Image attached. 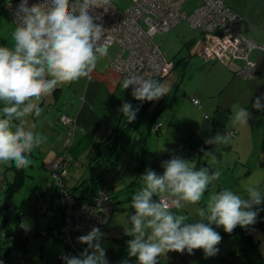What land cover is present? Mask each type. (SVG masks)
Instances as JSON below:
<instances>
[{"label": "clouds", "instance_id": "clouds-1", "mask_svg": "<svg viewBox=\"0 0 264 264\" xmlns=\"http://www.w3.org/2000/svg\"><path fill=\"white\" fill-rule=\"evenodd\" d=\"M99 7L100 0H42L31 6L28 0H20L15 11L19 23L11 32L12 47L0 46V165L14 164L17 170L31 165L30 155L46 137L16 122L33 114L39 116L42 98L60 84L90 77L99 56L107 55L99 45L104 29L95 22L98 17L91 14ZM130 85L133 98L141 102L159 100L168 91L159 82L142 76L125 77L123 89ZM261 99L264 95L256 98L254 109L262 108ZM139 110L129 102H123L119 109L127 123L136 120ZM249 117L250 113L240 108L231 120L233 125L246 124ZM205 143L226 145L229 137L217 134ZM205 156L215 159L213 152H205ZM162 167V175L146 169L141 176L142 187L132 197L134 215L129 217L131 229L126 231L132 238L127 241V249L128 257H136L137 264H158L157 258L169 251L193 255L194 250L202 249L205 258L215 256L222 236L212 225L222 226L228 234L237 226L247 230L264 210L257 207L264 196L255 185L246 187V195L225 188L204 201L209 186L221 177L219 170L211 174L207 169L196 170L177 156L162 162ZM202 201L205 207L196 209L201 219L195 222L170 210ZM103 236L98 227L79 236L78 242L87 248L78 256H63L65 264H109L101 244ZM122 264H128V260Z\"/></svg>", "mask_w": 264, "mask_h": 264}, {"label": "crops", "instance_id": "crops-1", "mask_svg": "<svg viewBox=\"0 0 264 264\" xmlns=\"http://www.w3.org/2000/svg\"><path fill=\"white\" fill-rule=\"evenodd\" d=\"M250 1L245 0L246 19H243V14L228 2L241 15L240 27H242V21L244 25V30L241 28L242 33L244 31L246 35L243 34L246 37L264 45V0ZM187 42H190L187 45L190 53L198 55L203 60L198 61V63L196 61L193 66H196V70L205 72L207 78L203 79L194 88L188 85L181 90V86H177V82L180 79L182 69L175 71L174 68L178 60L170 59L175 66L169 72L170 74L168 73L169 75L162 77L160 81V84L163 82V85L168 89L166 96L160 98L163 108L161 109L160 106L157 107L155 104L151 109V113L154 119V116L157 118L159 113L162 114L167 108L173 109V114H167L172 122H168L167 126L163 122L160 130H155L153 125V127H149L148 134H144L142 137V148L153 157L148 155L149 158L145 154L143 156L139 154L138 162L128 164L126 169L127 162L124 163L119 158L115 161L111 160L107 164V166L111 165V168L114 169L113 174L111 171L107 173L111 177L113 176L111 184L99 186L107 188L109 193H111L110 187L114 186L115 189L114 193H111L115 202L114 213L109 222L99 228L104 233L101 244L106 251L109 264H122L124 260H128V264H137L136 257H128L127 249V241L132 238L126 235V231L131 229L129 217L134 215L132 197L142 187V172L146 169H156L159 175H162L164 172L162 162L171 159L173 156L189 161L190 164L195 166L196 170L207 169L210 174L217 170L221 172L220 179L214 181L205 192L204 201L211 193L225 188L246 195L245 189L249 184L255 185L264 196V99L260 100L262 106L260 110L252 107L256 98L264 95V50L255 48L251 51L250 59L256 65V72L251 77H245L239 73L244 65L241 59L208 60L203 57L202 50L205 46V36L199 30ZM111 49L112 47L107 51L106 56H99L97 66L90 77L81 78L78 83L70 84V87L75 88V91L79 94L81 104L79 100H75L71 105V112L67 113L74 117L76 131L81 135H90L92 139L101 133V135H104L101 137H107L110 134L109 130L113 118L118 120V124H122L126 120L123 113L119 111L118 102L123 103L125 101L129 89L132 87L129 86L126 90L123 89V79L120 73L114 70L111 65L116 56L110 55L113 57H108ZM192 60V58H189L188 64ZM202 62H207V65ZM175 86L177 88L174 90ZM58 90H61V88H58ZM103 92L104 98H106V107L111 112L102 113L101 110L96 109ZM172 97L175 99L179 97L176 106L172 103L174 101ZM193 97L200 100V105H196L192 101ZM134 101L133 108H136V100L134 99ZM153 103L154 101L147 102L144 105V113ZM240 108H245L250 113L248 122L233 125L231 118ZM205 116L208 119H204ZM159 121L161 120L159 119L155 123ZM64 125L68 128L66 124ZM139 126L130 132L135 131ZM230 131L234 133L229 134ZM108 132L109 134H107ZM150 132L154 133L147 141ZM217 134L229 137V143L220 146L205 143L206 139L214 138ZM86 138L88 137L86 136ZM205 152H213L215 159L205 156ZM51 184L49 182L48 185ZM46 192L45 188L39 190L40 195ZM39 199L38 210L41 202V198ZM153 199L156 200L155 196ZM204 201L197 205L185 204L183 208H176L171 211L184 214L188 216L189 222H195L201 219L197 215L196 209L205 207ZM181 203L183 204V202ZM261 204H264V202ZM41 209L44 211V207H41ZM51 212L50 214L49 211L44 213L48 215V221H51L55 215H58L57 220H61L60 205L57 210ZM39 214L40 211H38ZM50 215L51 217H49ZM212 227L222 236L224 230L222 226L212 225ZM87 233L81 234L78 231L70 233V247L72 246V249L75 250V256H78L83 249L87 248L86 244L78 242L77 239ZM253 234L259 240L264 255V229H254ZM49 237L51 236H41V239L37 241L36 244L40 248L36 246V259L31 257L29 264H41V261L46 258L51 264H65L57 253H55V256L48 255L50 249L46 248L45 240ZM241 245L242 239L239 235L222 236L221 243L217 245L219 252L215 256L205 258L203 250L198 249L194 250L193 255H189L186 251L183 253L169 251L157 259L158 264H246L243 258L234 253ZM63 246L65 247V243ZM59 248L60 245H58ZM63 249L61 248L60 252Z\"/></svg>", "mask_w": 264, "mask_h": 264}, {"label": "rangeland", "instance_id": "rangeland-1", "mask_svg": "<svg viewBox=\"0 0 264 264\" xmlns=\"http://www.w3.org/2000/svg\"><path fill=\"white\" fill-rule=\"evenodd\" d=\"M9 1L10 0H0V46L12 47L11 32L15 28V25L5 11V5ZM113 1L121 10L124 11L129 9L132 5V0ZM227 1H229L236 8V10L240 11L243 14V19H246L245 0ZM201 2L202 0H186L184 3V9L189 14H191L201 4ZM241 23V28L242 30H244L243 21ZM196 32L197 30L193 28L189 22L184 20L176 27H172L169 31L157 34L155 36L156 41L161 45L162 50L166 54V57L169 60H178V63L175 62L177 63V65L174 70L176 71L178 69H182L181 76L179 77L180 79L177 82V86L180 85L181 90L183 87L188 85H191V88H194L199 85L203 81V79L207 78L205 76V72H203L202 70H196V66H193L196 61L198 63V61L203 60L198 55L191 54L189 47L186 44L187 41L191 40L196 35ZM243 33L245 34L244 31ZM111 47L112 49L108 54V57L110 58L114 55L116 56L120 51V46L118 44H114ZM189 58H192L193 60L188 64ZM202 63L204 65H207V62ZM78 81H80V79ZM78 81H74L72 83L76 84L78 83ZM70 84L71 83L60 84L51 93V95L42 98L39 103V106L42 109L39 116H35L33 114L23 118L19 122H16L25 125L26 130L43 135L44 137H46V140L40 147L34 149L29 157L32 163L28 168L24 169L26 175L24 176L23 184L12 198V206H14L15 208L13 209V207L10 206L4 211L8 219H5L4 217L0 218V237L4 236V233L9 230V227L15 226V215L17 213H20L23 219V225L30 229L27 253L31 255L32 259H36L35 248L36 246H38L36 243L39 239H41V235L35 233L37 229L45 231L48 226V215L44 214V211L45 213L49 211L50 214L52 213V210H57L60 205V188L58 186L57 180L52 178L51 176L50 167L54 160H61L64 147L70 139V130H68V128L63 124L61 115L69 114L67 112H71V105L75 100H79V103L81 104L79 94L77 93V91H75V88L73 89L70 87ZM161 84L163 85V82ZM177 86H175L174 90L177 88ZM58 88H61V90H58ZM132 90L133 88L129 89L128 95L124 102H129L133 105L135 101L131 94ZM174 90L173 94L175 93ZM172 99H174L172 103L176 106L179 101V97L178 99L172 97ZM155 104L157 107L160 106L161 109L163 108L161 99L154 101L153 105L150 108L146 109L144 119L142 120L139 128L133 132L128 133L126 130V133L122 138L123 144L113 156L114 160L119 158L124 163L127 162V164L125 165V169L128 167V164H134L138 162L139 154L141 156L145 154L146 156L150 155L151 157H153L142 148V137L144 134H148L149 127L153 119L151 109ZM118 105L119 107H122V103L118 102ZM0 107H2V105H0ZM96 109L99 111L101 110L102 113L106 111L111 112L106 107V98H104V92L101 96V99L97 103ZM173 112V109L171 110L170 108H167L164 112H162V114L159 113L156 122L160 119L165 123V126H167V120L169 119L167 114L171 115V113L173 114ZM117 125L118 120H116V118H113V123L110 127L109 132L111 133L112 130L115 131L114 128H116ZM109 132L107 134H109ZM153 133L154 132H150L147 137V141L149 140L148 138H151L153 136ZM101 134H97L98 137L96 136L94 139H92L90 135H81L75 129L73 133L72 148L70 151L73 162H70L71 164L69 166V176L64 181L67 188H73L77 183H79L82 177L88 176L96 180L98 186L111 184V179L113 176L111 177L107 173L111 171V173L113 174L114 169L111 168V165H108L109 167L107 166V157L102 156L99 158L94 156L93 154L91 156L92 149L94 148V142L102 140L101 136H104ZM86 136L88 138H86ZM105 176H107V178H105ZM13 178L14 168L11 166L0 165V195L2 194L1 188L4 187ZM89 181H84L79 187L75 189L77 194L80 195L82 193L81 189L84 188L89 196L92 195L93 190L89 186ZM49 182H52V184L48 185ZM81 186L83 187L81 188ZM41 188H45V191H47L46 193H42V196L40 194L38 195L37 193L39 192V190H41ZM114 191V186L110 187V192L112 194L114 193ZM2 198L3 196L1 195L0 199ZM39 198H41L38 210L40 211V214L35 218L34 215H32V205ZM41 207H44V211L41 209ZM50 236L51 237L45 240L46 248L50 249L48 255L55 256V253H57L60 256V250L61 248L63 249L64 242L57 237H53L52 235ZM12 243H14V240L5 242V245L9 246ZM58 245H60L59 249ZM38 248L40 247L38 246ZM20 252L21 250H19L17 247L12 249L10 252L11 260L19 261ZM41 264L51 263L46 258L44 261H41Z\"/></svg>", "mask_w": 264, "mask_h": 264}, {"label": "built area", "instance_id": "built-area-1", "mask_svg": "<svg viewBox=\"0 0 264 264\" xmlns=\"http://www.w3.org/2000/svg\"><path fill=\"white\" fill-rule=\"evenodd\" d=\"M186 0H132L127 10H121L113 0H100V7L92 11L98 17L96 23L102 25L104 35L99 45L107 51L114 44L120 46L112 62V67L120 73L122 79L130 76H142L144 79L156 81L167 75L175 66L166 57L161 45L156 41L157 34L169 31L172 27L186 20L205 36L202 55L208 60H243V68L239 71L245 77L256 72V65L250 59L255 48L263 49L264 45L243 35L240 27L241 15L227 0H202L194 12L189 14L184 9ZM42 0H28L29 6L41 3ZM20 0H10L5 11L15 24L19 18L15 11ZM133 88V86L130 85ZM196 105L200 100L193 97ZM61 120L70 130V139L64 147L61 160H54L51 172L61 189L63 208L62 235L70 247V233L79 231L87 233L93 227H102L110 219L113 210L112 196L106 188H99L91 199L78 200L64 188L63 178L71 162L75 119L69 114H62ZM162 125L158 123L156 129ZM230 131L229 134H233ZM158 175L159 172L155 169ZM158 201V198L156 199ZM170 209H175L172 207ZM61 255L72 256V250L65 248ZM63 260V259H62Z\"/></svg>", "mask_w": 264, "mask_h": 264}, {"label": "trees", "instance_id": "trees-1", "mask_svg": "<svg viewBox=\"0 0 264 264\" xmlns=\"http://www.w3.org/2000/svg\"><path fill=\"white\" fill-rule=\"evenodd\" d=\"M189 43L190 42H187L186 44L189 45ZM156 81L160 83L161 78L157 79ZM147 102L148 101L141 102V101L136 100L135 106L136 107L139 106V108H140L139 112L137 113L136 120L134 122L128 123V124H127V120H125L126 122L124 121L122 124H118L117 127L114 128L115 131L112 130L111 133L107 137H105V138L102 137L101 138L102 140L95 141L94 142V148L92 149V152H91V156H92V154L96 157H99V158L102 156H106L107 157V164L111 160L115 161L113 159V156L116 154V152L122 146V144H123L122 138L125 135L126 130L128 133L132 129L137 128L139 126V124L142 122V119L145 115V113H144V109H145L144 107L145 106L144 105H146ZM156 119H157L156 116H154V119L151 122L150 128L153 127V125H154L155 130H160V128L162 126L158 129H156V125H158V123H161V125H163V122L159 121L158 123H155ZM167 121L172 122V119H168ZM71 160H72V157H71ZM69 166H70V163H69ZM69 166L67 168V174L63 178L64 188L66 190H68L72 195L77 197L78 200L91 199L93 197V195L97 192V190L100 188L98 186L97 181L94 180L93 178L89 177V176L88 177H82V179L79 181V183L76 184V186H74L71 189L67 188L64 181L69 176ZM11 167L14 168V178L12 180H10L4 187L1 188V191H2L1 195L3 196V198L0 199V218L4 217L5 219H8V217L5 215L4 211L8 207L12 206V198H13L14 194L22 186L23 181H24V176L26 175L24 169L17 170L15 168L14 164ZM50 170H51V167H50ZM151 170H153V169H151ZM145 171L146 170H144L141 175H143L145 173ZM51 176H52V172H51ZM52 178H53V176H52ZM81 181H82V183L84 181H89V186L93 190L92 196L87 197L88 194L86 193L85 189L82 188L83 186H81V188H82L81 192L82 193L80 195L77 194L75 189L82 184ZM50 183H52V182H50ZM101 188H104V187H101ZM37 193H38V195L40 194L39 192H37ZM1 195H0V197H1ZM111 198H112L113 210L111 212L110 219H111L112 214L114 213V210H115V202H114L113 197H111ZM155 198L157 199L156 196H155ZM61 201L62 200H61V189H60V209L62 211L61 220L56 219L58 215H55V217H53L54 216L53 215L52 216L53 219L51 221H48L47 229L45 231L37 229L35 234H39L42 237L52 235L53 237H57L65 243L64 236L62 235V225H63V216H64L63 214L64 213H63ZM12 207H13V209L15 208L14 206H12ZM257 207L264 209V204H261ZM175 209H170V210H175ZM51 215L49 217H51ZM15 218H16L15 226L9 227V230H7L4 233V236H2L3 238L0 237V264H29L30 263L29 260L31 259V255L27 253L28 245H29L30 229H28L26 226L23 225V223H22L23 219H22V216L20 213H17L15 215ZM109 220H108V222H109ZM254 229H264V210L259 212L258 217H257V222L253 226H250L247 230L242 229L241 227L237 226L234 229L233 233H231V234H228L223 230L222 236L228 237L231 235H239L240 238L242 239V245L238 249H236V251H234V253L237 256L243 258L245 260L246 264H264V255L262 254L260 244H259V240L254 237V234H253ZM12 240H14V243L10 244L9 246L5 245V242L12 241ZM16 247L19 250H21L20 255H19V261H12L10 258L11 257L10 252L12 249H14ZM65 248L71 249L72 253H73L72 256H75L76 253H75V250L72 249V246L69 247V245L65 243L64 249ZM60 257H61V255H60ZM62 261H64V260H62Z\"/></svg>", "mask_w": 264, "mask_h": 264}, {"label": "water", "instance_id": "water-1", "mask_svg": "<svg viewBox=\"0 0 264 264\" xmlns=\"http://www.w3.org/2000/svg\"><path fill=\"white\" fill-rule=\"evenodd\" d=\"M39 200L40 199H37L33 205H32V215H34V217L36 218L37 215H38V204H39Z\"/></svg>", "mask_w": 264, "mask_h": 264}]
</instances>
